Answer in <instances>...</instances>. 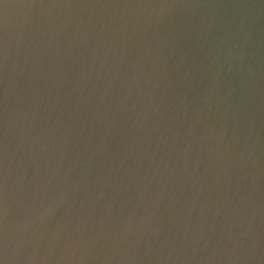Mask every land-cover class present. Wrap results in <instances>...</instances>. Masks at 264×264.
Returning a JSON list of instances; mask_svg holds the SVG:
<instances>
[{
	"label": "water",
	"instance_id": "obj_1",
	"mask_svg": "<svg viewBox=\"0 0 264 264\" xmlns=\"http://www.w3.org/2000/svg\"><path fill=\"white\" fill-rule=\"evenodd\" d=\"M0 264H264V0H0Z\"/></svg>",
	"mask_w": 264,
	"mask_h": 264
}]
</instances>
